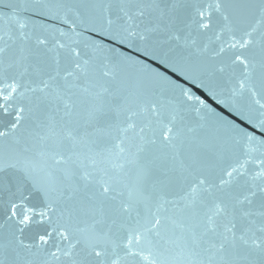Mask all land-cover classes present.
<instances>
[{"label":"snow or ice","instance_id":"obj_1","mask_svg":"<svg viewBox=\"0 0 264 264\" xmlns=\"http://www.w3.org/2000/svg\"><path fill=\"white\" fill-rule=\"evenodd\" d=\"M0 7V264H264V0Z\"/></svg>","mask_w":264,"mask_h":264},{"label":"water","instance_id":"obj_2","mask_svg":"<svg viewBox=\"0 0 264 264\" xmlns=\"http://www.w3.org/2000/svg\"><path fill=\"white\" fill-rule=\"evenodd\" d=\"M5 11L2 7H0V14ZM31 19L35 22L38 23H45L51 25L52 28H62L64 30H67V26L62 24L59 21H54V20H46L43 18L35 17L32 16ZM191 22V21H189ZM220 21L218 18L214 19V28L208 30L207 32H202L198 33L196 31V25L195 23H192V31H193V36L197 38L198 44L203 46L204 44H209V48L211 49H216L218 47L219 42H212L215 40L214 33L216 29L220 26ZM2 34V33H0ZM211 38V41L210 39ZM223 40L228 39V35L225 34L222 37ZM238 54L237 50H226L222 55L216 57L215 63L217 65H224L225 66V72L224 73H217L216 76L213 78V86L216 88V91L221 94V98L225 100H237L241 104H247L250 103V97L248 96L247 93L244 94L243 97H233L232 96V89L233 88H238V79H240V70L242 66L239 65H232L231 61L234 55ZM195 90V89H194ZM203 91V90H201ZM197 94H200L198 91ZM207 93L205 92V95ZM259 98V97H258ZM209 102L211 106L215 107L217 112H220L222 109H224L223 105H217L215 100H213L211 97H209ZM175 100H173V104H175ZM225 114H227V110H224ZM187 119L195 122L197 117L195 116V113H190L187 114L186 116ZM223 135V133H222ZM237 154H239V149L236 150ZM253 165H249V170L253 168ZM217 173L219 172V169L216 170ZM14 182V178H11ZM7 197H2L0 196V199H6Z\"/></svg>","mask_w":264,"mask_h":264}]
</instances>
